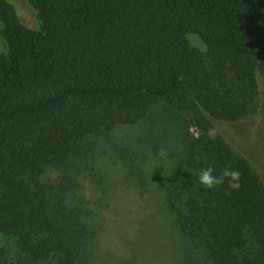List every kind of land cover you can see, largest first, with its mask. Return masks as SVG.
<instances>
[{
  "label": "trees",
  "instance_id": "16d2710c",
  "mask_svg": "<svg viewBox=\"0 0 264 264\" xmlns=\"http://www.w3.org/2000/svg\"><path fill=\"white\" fill-rule=\"evenodd\" d=\"M27 2L35 26L0 0V264H95L86 243L102 217L74 183L91 174L107 191L99 149L126 184L162 195L184 264H264V165L232 131L258 110L264 0ZM189 34L208 45L210 70ZM214 121L227 127L212 134ZM150 159L168 167L155 184ZM208 166L238 170L240 188L205 189ZM134 212L118 211L126 225Z\"/></svg>",
  "mask_w": 264,
  "mask_h": 264
},
{
  "label": "rangeland",
  "instance_id": "374dc122",
  "mask_svg": "<svg viewBox=\"0 0 264 264\" xmlns=\"http://www.w3.org/2000/svg\"><path fill=\"white\" fill-rule=\"evenodd\" d=\"M10 1L15 5L22 20L30 26H35L33 9L30 8L27 0ZM189 40L199 55L196 64H200L201 69L210 70V61L207 59L208 45L197 34H189ZM262 72L257 74L259 95L254 102V107L258 108L257 112H250L248 118L232 125L235 143L243 145L245 151L250 154L248 158L254 165V160L264 165V71ZM226 124L222 121H214L211 133L220 132L221 127L222 129L227 127ZM185 126L190 133L198 135L196 126L187 123ZM225 137L231 145L234 143L228 135ZM233 147L236 148L234 145ZM104 151L105 149H99L98 158L94 160L96 170H98L96 166L100 165L102 172H107L104 177V187L107 191L103 195L99 194L101 186L97 185V181V183L93 181L95 177L91 174L79 175L78 183H74L77 193L85 200H89L88 208L97 211L98 217H102L98 221L95 237L86 243L88 251L93 252L97 249L99 252L94 259L95 264H177L185 262L184 257L190 256V250L185 246V241L181 238L172 216L164 208L162 195L156 193L155 190L151 193L140 194L133 185L126 184L124 180L126 169L113 157L103 153ZM151 160L147 162L148 172L154 176L155 184L163 180L168 167L164 161L160 160H155L149 165ZM92 170H87V172ZM51 172L48 171L47 174H52ZM57 173V176L55 174L52 176L55 185L61 182L64 175ZM126 206L135 211L131 219L138 216L134 224H124V219L118 213ZM91 261L93 260L88 255L87 264Z\"/></svg>",
  "mask_w": 264,
  "mask_h": 264
},
{
  "label": "clouds",
  "instance_id": "9594fccd",
  "mask_svg": "<svg viewBox=\"0 0 264 264\" xmlns=\"http://www.w3.org/2000/svg\"><path fill=\"white\" fill-rule=\"evenodd\" d=\"M215 168L208 166L207 168H202L198 173V183L202 185L205 189H213L224 185L227 181L228 187L231 189L240 188V172L234 170L231 167H225L220 171V174L213 175Z\"/></svg>",
  "mask_w": 264,
  "mask_h": 264
}]
</instances>
